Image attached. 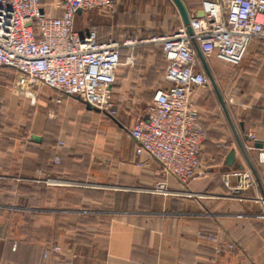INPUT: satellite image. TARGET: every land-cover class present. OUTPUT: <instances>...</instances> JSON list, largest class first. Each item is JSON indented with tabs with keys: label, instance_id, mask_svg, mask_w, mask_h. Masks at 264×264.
I'll list each match as a JSON object with an SVG mask.
<instances>
[{
	"label": "crops",
	"instance_id": "obj_1",
	"mask_svg": "<svg viewBox=\"0 0 264 264\" xmlns=\"http://www.w3.org/2000/svg\"><path fill=\"white\" fill-rule=\"evenodd\" d=\"M181 1L189 18L202 10L203 0ZM97 15L99 40L183 24L172 0H115L113 12ZM147 52L134 72L119 65L110 93L116 114L68 95L56 103L55 92L41 89L21 125L0 126V264H264V38L251 40L237 66L208 59L215 87L198 88L192 99L206 138L186 183L137 155L129 135L147 116L138 98L150 103L163 85V76L151 78L155 54ZM158 56L164 75L167 60ZM237 171L253 177L242 200L229 197L223 180L229 174L234 182ZM158 182L168 193L152 191ZM53 245L60 251L45 253Z\"/></svg>",
	"mask_w": 264,
	"mask_h": 264
},
{
	"label": "built area",
	"instance_id": "obj_2",
	"mask_svg": "<svg viewBox=\"0 0 264 264\" xmlns=\"http://www.w3.org/2000/svg\"><path fill=\"white\" fill-rule=\"evenodd\" d=\"M114 10L115 0H0V68L12 71V90L30 93L44 86L55 91L56 103L68 95L116 114L111 86L122 49L132 47L136 38L99 40L95 25L77 24L84 12ZM202 10L201 17L189 18L190 33L182 24L141 40L160 45L167 67L163 85L146 107V118H138L129 130L137 155L147 154L162 173L184 183L197 175L206 138L200 111L192 106L196 90L211 85L197 48L206 62L215 56L237 66L251 40L264 38V0H203ZM133 61L129 56L128 63ZM258 159L264 161V151ZM235 174L234 182L229 174L223 180L229 197L242 200L253 177L248 171ZM152 191L168 193L164 182ZM209 240L220 251L218 239L211 236ZM49 251L60 248L53 245L45 253Z\"/></svg>",
	"mask_w": 264,
	"mask_h": 264
},
{
	"label": "rangeland",
	"instance_id": "obj_3",
	"mask_svg": "<svg viewBox=\"0 0 264 264\" xmlns=\"http://www.w3.org/2000/svg\"><path fill=\"white\" fill-rule=\"evenodd\" d=\"M47 1V0H46ZM95 17H99L96 12L88 11L79 16L77 24H84L87 26L95 25ZM153 35L145 36V37H138L136 38V42L132 47H127L128 49L133 50L134 61L133 63H128V58L130 56L129 53H125L122 57V62L120 65L119 70L122 71L124 69L131 70L134 72L136 69L137 64L140 61L144 62V58H148L147 50H152L153 54H155V60L153 64L154 72L151 74V78H154L156 75L162 79L163 76V64L160 60L161 48L159 44L150 43V42H143L141 40L147 39ZM135 39V38H132ZM133 64V65H132ZM133 66V67H132ZM132 67V69H131ZM120 76V74H119ZM119 79H117L118 81ZM12 83H13V74L12 71L6 68H0V113H6L11 115V119H6L5 116L2 117L4 120L0 119V126H4L5 123H12L15 122L16 124L19 123L21 125L22 119L27 118L31 115L32 111L34 110L35 103L33 102L34 98L36 97L38 91L41 89H47L50 91L55 92L52 89L47 87H39L33 92L30 93H18L12 90ZM33 99V100H32ZM141 103L136 104L140 107H144L146 109L148 102L142 103V98H138ZM136 98V101L138 102ZM126 103H124L125 105Z\"/></svg>",
	"mask_w": 264,
	"mask_h": 264
},
{
	"label": "water",
	"instance_id": "obj_4",
	"mask_svg": "<svg viewBox=\"0 0 264 264\" xmlns=\"http://www.w3.org/2000/svg\"><path fill=\"white\" fill-rule=\"evenodd\" d=\"M172 1L175 4V6L177 7V9H178V11H179V13L181 15L182 23L186 26L188 32L190 33L191 29H190V26H189V16H188V13H187V11H186V9L184 7V4L182 3L181 0H172ZM78 12H80V10ZM202 15H203V10H200L195 16L201 17ZM197 56L199 57V59L201 61V64L204 67V69H205V71L207 73V76H208V78L211 81V84L215 87V81H214V79L212 77V74H211V72L209 70L208 64L205 61L202 52L198 48H197ZM33 139L34 140H38V137L34 135ZM253 146L255 148H260L261 147V143L254 142ZM241 148H242V151H243V154H244L246 160L249 161L248 155H247L246 151L244 150L243 146H241ZM234 154L235 153H234L233 150L228 152L227 157H226L228 165H231L233 163V161L235 159ZM238 167H239V169H243V165H238Z\"/></svg>",
	"mask_w": 264,
	"mask_h": 264
},
{
	"label": "trees",
	"instance_id": "obj_5",
	"mask_svg": "<svg viewBox=\"0 0 264 264\" xmlns=\"http://www.w3.org/2000/svg\"><path fill=\"white\" fill-rule=\"evenodd\" d=\"M204 143V142H203Z\"/></svg>",
	"mask_w": 264,
	"mask_h": 264
}]
</instances>
